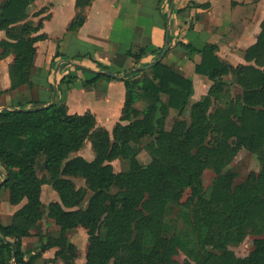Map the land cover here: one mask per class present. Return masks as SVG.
I'll list each match as a JSON object with an SVG mask.
<instances>
[{
	"label": "trees",
	"instance_id": "16d2710c",
	"mask_svg": "<svg viewBox=\"0 0 264 264\" xmlns=\"http://www.w3.org/2000/svg\"><path fill=\"white\" fill-rule=\"evenodd\" d=\"M91 1L77 0V5H90ZM33 2L0 3V31H5L8 38L0 41L4 49L1 56L11 53L15 57L9 66L11 91L33 84L34 45L44 36H31L41 24H21L28 18ZM84 21L85 17L78 15L70 30L78 29ZM261 27L256 44L245 52L248 64L237 67L217 56V45L206 44L198 49L191 43H179L189 54L202 55L196 72L208 77L212 85L208 94L191 106L190 123L177 121L171 130L165 126L168 113H183L188 108L193 82L162 61L141 72L132 71L135 78L120 79L126 96L112 132L98 125L95 114H70L67 106L57 101L50 106L1 110L2 187L9 191L11 204L19 205L25 199L27 202L13 215L10 225L0 222V264H34L38 259L33 255L26 260L23 239L32 236L43 217L42 188L49 181L60 199L50 205L49 216L62 233L61 239L50 245L59 248L51 261L61 259L75 264L77 250L68 242L66 232L82 225L89 233L87 264H180L175 259L179 249L188 253L182 242L157 233L165 201L168 197L179 199L187 188L203 201V171L210 169L222 177L223 169L242 149L258 155L262 170L251 173L246 184L233 190L232 173L214 185L210 200L202 205L206 213L203 223L208 229L205 243L225 252L193 260L197 264H264V240L256 242L254 252L246 259L235 257L225 248L235 238L242 241L247 230L255 235L264 232V21ZM229 75L242 94L229 98L227 108L218 107L214 112V105L225 95L231 97L224 81ZM100 78L114 79L98 73L87 84L93 85ZM71 79L65 77L61 84ZM2 94L0 90V97ZM145 100L152 104L141 111L138 104ZM212 136L214 141L208 146ZM144 138L152 139L147 146L152 161L147 167L137 160ZM87 140H91L95 152L93 161L75 156ZM121 157L130 159V169L117 174L112 162ZM41 163L47 172L43 177L38 175ZM72 178H84L93 192L84 211L66 210L81 206L86 196V190L78 189ZM113 187L123 196L112 194Z\"/></svg>",
	"mask_w": 264,
	"mask_h": 264
},
{
	"label": "crops",
	"instance_id": "0c3cea01",
	"mask_svg": "<svg viewBox=\"0 0 264 264\" xmlns=\"http://www.w3.org/2000/svg\"><path fill=\"white\" fill-rule=\"evenodd\" d=\"M28 13L21 24L33 27L41 24L39 31L31 36H44L34 45L33 86L26 84L11 91L9 66L15 57L11 53L1 56L4 49L0 47V90L3 92L0 102L5 98L0 103V111L37 108L57 101L65 104L70 114L91 112L97 117L92 106L80 112L76 105L107 104L115 96L122 111L126 96L122 78H103L107 80L103 93L97 91L99 79L93 85L85 80L79 88L72 85L74 79L84 81L85 74L94 75L93 71L112 73L114 66H117L116 75L127 70L141 72L159 59L169 43L162 62L193 82V94L185 110L190 113L191 106L208 94L212 82L196 72L202 55L189 54L179 43H191L198 49L214 44L222 61L234 67L247 65L245 52L256 44L262 31L264 0H92L86 6H78L77 0H34ZM80 14L85 17L83 25L70 30L69 26ZM2 40H8L5 31H0ZM65 77L72 79L61 84ZM38 88L51 93L39 100H21L18 90L33 92ZM191 99H195L193 104ZM114 126L115 123L110 129L103 127L111 131ZM12 207L14 215L21 205Z\"/></svg>",
	"mask_w": 264,
	"mask_h": 264
},
{
	"label": "rangeland",
	"instance_id": "374dc122",
	"mask_svg": "<svg viewBox=\"0 0 264 264\" xmlns=\"http://www.w3.org/2000/svg\"><path fill=\"white\" fill-rule=\"evenodd\" d=\"M4 1L5 0H0V3H3ZM5 36L7 37L6 32H5ZM116 71H117V66H114V68L111 69V72L112 74H115L114 72ZM131 74H132L131 72L129 74L125 72L119 75L124 77L128 76V78L136 77ZM137 76L140 77L139 75ZM92 78H93V74L86 73L84 81L79 79H74L72 85L79 88L82 86V82H85V80H89ZM106 81L107 80L102 78L96 82L97 91L99 93H101V91L102 93L105 91L106 88L105 86L107 83ZM224 81L227 83L226 93H228V95L229 94L232 95L231 92H233V97L235 98L238 95L242 94L243 90L239 86H238L239 88L238 87L235 88L236 86L234 83L233 76L229 75L224 77ZM38 89L39 90L33 92H31L30 89L21 90V91L18 90L20 92L21 100H25V101H32L36 99L39 100V99L47 98L51 93L43 90L42 88H38ZM4 99L5 98H2L1 102ZM229 101H230L229 97L225 95L222 101L214 105L213 111L217 110L218 107L227 108L229 106L228 104ZM118 102L119 100L115 96L112 98L111 103H107V104L93 103V105H88V106H87L88 103H79L76 105V107L80 108L81 110L80 112L86 111L87 110L86 108L93 107L92 109L95 111L98 117V121H97L98 125L105 126L106 128L110 129L114 125V123L116 124V122L119 121L120 117L118 116L121 115V110L119 109L120 105H118L119 104ZM194 102L195 99H191V104H193ZM151 104L152 103H150V101L145 100L139 103L138 107L139 109H141V111H143ZM160 116H161L160 112L157 113V118ZM180 120H184L190 123L189 110H187L186 112L184 111L183 113H180V111L178 110H171V112L169 111L165 124L166 129L171 130L174 123ZM214 138H216L215 135ZM213 141L214 139L212 136L210 137V141L209 143H207V145L211 146ZM233 141L234 139H232L231 142L233 143ZM150 142H152V139L144 138L142 139L138 147L137 160L144 167L150 165L152 161L151 155L148 153L147 150V146ZM81 151H80L81 155L78 156H82L88 161H93L95 159V152L93 151L91 140L86 141V144ZM112 166L114 168L115 173L117 174L127 173L130 169V159L122 158V157L118 158L117 160L112 162ZM262 166L263 165L259 160L258 155L252 153L247 149H242L241 151H239L237 156H235L232 159V161L223 169L222 177L224 178V176L228 175L229 173H232L234 175L231 183V188L233 190L237 185L246 184V182L249 179V175L251 173L259 174L262 170ZM40 167L41 168H38L39 177H43V175H47L43 170L42 163L40 164ZM222 177L218 176L213 170L210 169H206L203 171V174L201 175V179H200L203 188V192H202V196L204 199L203 201H198V198L193 196L191 188H187L184 191H182L179 199H173V197H168L167 200L165 201L166 203L165 210L163 212L161 219L159 220L157 233L159 234L160 237L169 240L177 237L182 242L183 247L188 251V253L183 251L181 248L179 249L177 255L175 256V259L180 264H185L186 261H190L191 264H197V262L193 260V257H196L198 259H203L209 253L220 256L225 252L223 249H214L212 246L207 245L205 243L206 236L208 235V229L205 223H203L206 220V213H204L205 211L203 210V206L207 205V202L210 200V196H211L210 194L211 191L213 190L214 185L218 181H220ZM47 178L49 180L50 176H47ZM72 180L74 181L78 189L86 190V196L81 206L71 209L66 208V210L76 211L80 209L81 211H84L87 209V207L90 204V200L93 196V192L88 188V185L84 178H72ZM3 182H4V175L0 173V184H2ZM42 192H44V194L41 195V204H42L41 208L43 212V217L32 230V236L23 239V249L26 251L25 258L27 261H29L33 255H38V259L34 264H66L61 259H58L56 261H51L55 258L56 252L58 251L59 248L50 247V245L53 244L54 241H58L59 239H61L62 233H61V227L56 223L54 219H52L49 216V207L52 203L57 202L55 200L59 198V195L53 188L51 181L43 185ZM110 192L112 194H117L120 191L117 187H113ZM52 193H54V195H52ZM119 196L122 197L123 195L119 194ZM9 197H10L9 191L6 188H2L1 185L0 186V222L4 225L11 224L14 213V208L12 207L13 204H11ZM26 202H27L26 199L23 200L22 203L19 204L21 205L19 209H21L26 204ZM139 209H142V207H140ZM104 234H105V230L103 231V236ZM66 236L68 242L74 245L77 250V258L75 260V264H87L86 256L90 245L88 230L84 226L78 225L77 227L69 229L66 232ZM258 240H264V232L259 235H255L251 232V230H247L242 241H238L237 238H235L225 248L226 250H228V252L234 254L235 257L246 259L250 257V255L254 252L256 248V242ZM45 257H51V258H45ZM11 264H13V262H11ZM110 264H113V262H111Z\"/></svg>",
	"mask_w": 264,
	"mask_h": 264
},
{
	"label": "water",
	"instance_id": "95a60500",
	"mask_svg": "<svg viewBox=\"0 0 264 264\" xmlns=\"http://www.w3.org/2000/svg\"><path fill=\"white\" fill-rule=\"evenodd\" d=\"M168 48H170L169 43H168V45H167V49H168ZM167 49L164 50V51L162 52L161 56L159 57V59H158L155 63H153V64H151V65H148V66L144 67V69H149V68H151L152 66L157 65L159 62H161L162 59H163V57L165 56V54H166V52H167ZM133 71H134V70H133ZM131 72H132V71H131ZM93 73H95V74L102 73V74H104V75L112 76L113 78H124V76H118V75H116V74H112V73H109V72H97V71H93ZM129 73H130V72H127V74H129ZM51 104H52V103H51ZM51 104H49L48 106H50ZM0 186H1V184H0Z\"/></svg>",
	"mask_w": 264,
	"mask_h": 264
}]
</instances>
